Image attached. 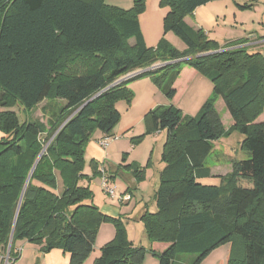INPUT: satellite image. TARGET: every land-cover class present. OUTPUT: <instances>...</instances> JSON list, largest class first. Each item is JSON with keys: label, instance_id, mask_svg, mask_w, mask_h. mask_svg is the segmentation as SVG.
Listing matches in <instances>:
<instances>
[{"label": "trees", "instance_id": "1", "mask_svg": "<svg viewBox=\"0 0 264 264\" xmlns=\"http://www.w3.org/2000/svg\"><path fill=\"white\" fill-rule=\"evenodd\" d=\"M211 1L160 0L167 8L163 34L173 32L184 43L179 52L164 38L146 46L138 21L145 0H133L129 10L105 0H0V108L64 102L51 111L45 137L44 125L0 111V248L5 252L12 237L11 263L19 258L14 242L25 239L43 253L57 248L69 255V264H83L100 224L109 222L114 238L93 264H142L147 254L158 264H174L182 255L201 264L226 244V264H264V121L254 122L264 107V58L249 53L246 40L219 46L185 23ZM156 61L166 64L129 80L148 77L171 100L181 70L190 67L213 86L194 117L173 105L143 117L146 135L166 131L156 211L141 216L147 240L168 244L159 253L133 246L124 222L102 214L89 186L81 184L89 181L83 168L92 135L111 137L121 118L115 103L132 99L130 81H117ZM218 97L233 120L231 130L243 136L246 158L218 185H207L200 180L210 177L206 160L213 143L228 135L215 109ZM133 173L143 178L137 169Z\"/></svg>", "mask_w": 264, "mask_h": 264}, {"label": "rangeland", "instance_id": "2", "mask_svg": "<svg viewBox=\"0 0 264 264\" xmlns=\"http://www.w3.org/2000/svg\"><path fill=\"white\" fill-rule=\"evenodd\" d=\"M228 1L230 5H233L234 1L237 3L246 2V0ZM211 2L221 3V6L215 7L220 12L224 11L223 0H213ZM105 4L107 6L129 10L132 7L133 0H105ZM166 11V7L160 6V0H145V9L140 15H138V21L142 28L145 44L148 48L155 47L159 40L164 38L172 48L179 52H183L185 51L186 46L173 32H168L165 35L163 34V17ZM221 23L222 21L220 20L217 29H209L210 31H208V34L206 33L207 30H204V24L201 30L205 33L208 39L215 41L219 46H223L231 40L241 36L238 30H229L228 27L222 26ZM227 23H229L228 19L224 24L226 25ZM129 44L133 45L134 41L130 40ZM247 50L249 53L258 52L264 58V44L248 48ZM164 64L166 63L156 61L151 67H160ZM137 71L140 70L131 72L121 77L119 80L125 79ZM143 79H148V77L143 76L142 78L131 81L129 80L130 82L127 84V88L133 93L130 102L119 100L115 103V108L121 115L129 108L128 114H125L130 115L129 118L124 117L115 131L117 135L121 134V136L115 140H109L106 148L100 146L103 154L98 162H95L88 155L84 156L83 172L89 179L86 186L88 185L92 192V204L99 209L103 207L104 212L108 214H112L113 212L121 213L128 218V222L124 223L127 238L129 237L132 240H137V244L145 248L146 242L143 240L144 227L141 222V216L145 214L146 211L150 213L156 211L155 192L159 186V173L165 166L161 161V154L163 152V143L166 139V131H160L157 134H145L143 116H139L140 113H138L141 99L139 94L135 95L130 88L131 84L134 85V83H136L138 88L144 90L143 82L140 81ZM204 81V92L208 95V98H211L213 96L212 83L206 77H204ZM151 83L158 89L157 85L152 81ZM158 90L160 93L159 95H163L161 89L159 88ZM162 97L163 96H160L161 100ZM208 98L205 101L209 100ZM219 101L222 104L220 99ZM61 106L62 103L58 101H48L36 107L31 112L30 110H24L18 106L0 108V111L15 112L21 122L33 121L44 125L46 132L43 133L42 137H45L49 130L47 125L48 120L52 115L51 111L56 112ZM217 109L220 114L219 116L222 126L225 131H228V135L213 144L212 152L206 160V167L210 170V178L209 182L206 183L207 185H218L221 177H226L231 174L234 163L246 158V154L241 148L243 136L238 132L231 130L232 126L229 125L232 120L227 110L224 108V113H227V115H224L219 106H217ZM24 111L29 112L26 114ZM186 114L188 113H183V116H196ZM259 119H264V107L262 113L254 122ZM1 137L2 134L0 133V139ZM51 140L52 137L49 139L46 146ZM136 169L142 174L141 176L143 178H141V180H137L134 176L133 171ZM102 170L103 174L100 173ZM112 174H114L112 177L113 179L110 180L109 177ZM103 177L109 179L110 182L108 181V185L110 187L115 186V197L130 194L132 198L129 195L131 199L129 203L126 205H120L115 198L110 197L103 189ZM61 188V180H58L56 182V192L61 193ZM114 234L115 229L112 223L104 222L100 224L96 233L93 250L88 257L89 260H87L86 264H93L94 260L100 255L101 247L111 241L114 238ZM221 247L222 246L219 247L220 250L225 249ZM13 248L19 256L18 260L13 264H50L47 263L45 259H48V257L50 258L53 255H55L53 259H60L56 254H45L41 252L42 248L40 245L28 242L25 239L16 240L13 244ZM56 250L58 251L60 249L56 248L55 251ZM149 255L156 258L153 254ZM0 259L1 264H5V261H7L8 264H12L10 262L11 259L9 252L7 253V251L1 253Z\"/></svg>", "mask_w": 264, "mask_h": 264}, {"label": "crops", "instance_id": "3", "mask_svg": "<svg viewBox=\"0 0 264 264\" xmlns=\"http://www.w3.org/2000/svg\"><path fill=\"white\" fill-rule=\"evenodd\" d=\"M223 1H224L223 2L224 11L223 12H220L216 8V7L221 6V3L209 2L203 6L198 7L193 12L192 15L186 16L184 19L185 23L194 30H199V29L201 30L204 24V30H207V32L206 31L205 32L208 34V31H210L209 29L211 30L217 29V27L220 24V20H221L222 26L228 27L229 30H232V29L238 30L239 34H241L240 37L233 39L228 43L236 42L238 40H246V42L242 46L247 47V49L257 46V45L264 44V0H246V2H243V3H237L234 1L233 5H230L228 0H223ZM214 4H217V5H214ZM242 5H250V8L242 10L241 8H239V6H242ZM227 16L232 17V18H228ZM227 19L230 24L227 23L225 25L224 23H226ZM140 29L142 32L141 25H140ZM143 38H144V35H143ZM140 81L143 82L144 90L138 88L136 83H134V85L131 84L130 88L133 90L135 95L139 94L140 96L141 102H140V108H139L138 113H140L139 116L141 117L142 116L144 117V115L149 110L157 107V105H163V106L173 105L176 108L180 109L182 114L188 113L186 115H196L200 111L205 100L208 98V95L205 94L204 92V87H205L204 76L200 75L196 70L190 67H184L181 70L180 75L178 76V78L176 79L174 83V88L176 90V93L171 100H168L164 96V94L159 95L160 94L159 90L155 88L154 85H152L151 80L149 78L143 79ZM160 96H163L162 100ZM218 98L222 101L220 97ZM218 98L215 101V109L217 113L219 114V111L217 109V106H219L221 108V111L224 113L226 108L224 106L223 101L221 104ZM44 102H47V101L44 100L43 102L38 104L36 107L44 104ZM60 103H62V105L64 104L63 101H60ZM36 107L31 109L30 112L34 110ZM128 110L129 108L127 109V111L124 112V114L121 115L119 123L114 127L111 133L112 137H114V139L112 140H115L116 138L121 136V134L117 135L115 131L124 117L129 118L130 115H125V114H128ZM24 112H26L27 114L29 111H24ZM224 115H227V113H224ZM262 121H264V119H259L256 122H262ZM232 125H233V120L231 121L229 126H232ZM104 137H105L104 134L101 133L100 131L94 132L91 140L89 141V143L87 144L85 148L84 156L88 155L95 162H98L101 159V155L103 154V152L101 151V147L99 145V141ZM102 148H106V147H102ZM211 174H212V170H211ZM113 175L114 174L110 175L109 177L110 180L113 179L112 178ZM209 178H204L200 180V182L203 184H206L209 182ZM81 183L83 186H86L87 182L83 181ZM113 189H114V194H115V186H113ZM117 197H115L114 195L113 198H115L120 205H126L131 200L130 199L126 202H121V201H118ZM99 210L104 215H107L112 218L123 219L124 221L123 220L122 221L124 223L128 222V218H126L121 213L113 212L112 214H108L104 212L103 207ZM143 238H144L143 240L146 242L145 248L147 250H153L159 253L165 250L168 246V244H164V243H157V242L150 243L146 238L144 230H143ZM127 239L132 243L133 246H136V247L140 246L139 244H137L138 243L137 240H132L129 237ZM221 248H225V249H222V250H220L219 248L215 249L203 260L201 264H226V261H227V258L230 252V245L226 244L222 246ZM53 252H56V253H53ZM0 253H1V248H0ZM47 254H56L60 258V259H53L55 257V255H53L52 257L50 258L48 257V259H45L47 263L69 264V255L63 253L60 250L55 251V249H53L47 252ZM192 259L193 257L190 255H182L174 262V264H191ZM87 260H89V258ZM87 260L83 264H86ZM143 264H158V260L148 254L145 257Z\"/></svg>", "mask_w": 264, "mask_h": 264}, {"label": "built area", "instance_id": "4", "mask_svg": "<svg viewBox=\"0 0 264 264\" xmlns=\"http://www.w3.org/2000/svg\"><path fill=\"white\" fill-rule=\"evenodd\" d=\"M112 139H114V137L105 136L104 138H102L99 141V145L101 147H106L108 145V141L112 140ZM100 173L103 174V170L100 171ZM103 189L110 197H114V189H113V187H110L108 185V179H106V177H103ZM117 199H118V201L126 202V201L130 200V196L129 195H119L117 197Z\"/></svg>", "mask_w": 264, "mask_h": 264}, {"label": "water", "instance_id": "5", "mask_svg": "<svg viewBox=\"0 0 264 264\" xmlns=\"http://www.w3.org/2000/svg\"><path fill=\"white\" fill-rule=\"evenodd\" d=\"M155 68H157V67H151V68L146 69V70L137 71V72L133 73L132 75L128 76L127 78H125V79H121V80L117 81V83L122 82V81H127V80H129V79H131V78H133V77H135V76H137V75H140L141 73L146 72L147 70H152V69H155ZM108 88H110V87H108ZM108 88H107V89H108ZM35 166H36V164L34 165V167H33L32 171H31L30 175L32 174V172H33ZM30 175H29L27 181L29 180ZM20 201H21V199H20ZM20 201H19V202H20ZM11 238H12V237H11ZM11 238H10L9 244H8V246H7V249H6L7 253H8L9 250H10ZM5 264H8V262L5 261Z\"/></svg>", "mask_w": 264, "mask_h": 264}]
</instances>
